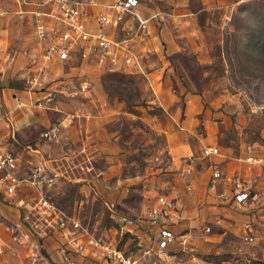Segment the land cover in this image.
Segmentation results:
<instances>
[{
	"label": "rangeland",
	"instance_id": "rangeland-1",
	"mask_svg": "<svg viewBox=\"0 0 264 264\" xmlns=\"http://www.w3.org/2000/svg\"><path fill=\"white\" fill-rule=\"evenodd\" d=\"M190 2L193 7L190 14L193 17H185L184 24L177 29L178 42L174 43L171 47L173 51L167 55L168 70L158 76L163 80L161 85L166 82V87H169L167 91L164 92L160 86L155 89L150 77L143 71L110 70L96 66L91 71L92 97L122 100L132 111L140 109L139 105L144 104L150 112L159 115L176 109L179 104L181 117L186 115V105L193 98L200 106L191 116V119H195L193 133L186 138L197 143L198 148H202L209 140L217 139L222 147L228 146L224 148L233 156L241 158L248 152H254L264 157V0H222L209 7L204 6L200 0ZM18 9L17 0H0V84L17 89H33L41 84L48 86L52 82V87L60 85L59 79L65 75L57 73V70L51 72L46 65L42 67L40 44L29 12H20ZM73 68L65 65L60 70L70 71ZM64 80L66 82L65 77ZM76 82L78 79L69 81L72 84ZM163 93L175 97V102L167 108L153 100ZM55 97L69 103L80 99L65 96L59 91H56ZM60 112L53 109L52 119ZM138 121V118L127 120L123 117L115 121L114 125L121 132L120 142L124 146H132L125 139L134 133ZM150 131V142L144 143V139L136 136L134 141H130L137 148L130 152L129 162L140 167L147 161L153 166H161V172L168 171V174L175 170V174L167 177L164 189L176 192L174 184L181 187V182L180 192L183 194L186 191L183 168L169 166L172 158L170 152L167 155L163 152L162 160H154V152L159 149L164 151L167 147L156 148L162 145L163 138L160 133L152 129ZM186 153H181L180 157ZM147 155L149 158L145 159ZM222 158L225 159L223 155ZM80 160L88 166L74 164V167L79 165L81 169L84 167L91 171L105 165L104 157L100 155H78L75 161ZM241 161L243 167L247 168V163L242 158ZM249 172L256 180L254 174L264 172V158L262 162L253 164ZM81 182L57 175L52 188L54 198L67 212L78 213L93 231L117 238L127 251L138 256L140 264H264L262 199L258 208L234 205V215L230 219L235 225L243 221L241 213L249 214V218L244 220L242 227L227 229L223 228L224 222L214 221L205 209H201L202 204L198 205L197 214L188 217L184 205L179 202L183 214L175 225L177 238L172 254L154 263L157 257L156 233L146 220L148 204L141 202V188L134 186L128 190L124 202L133 208H124L108 203L92 184L84 187L80 185ZM198 187L199 184H196L195 190L191 192L197 191ZM160 189L163 188L159 187L157 191ZM201 192L205 194L204 187ZM119 213L137 217L138 224L135 227L144 232L139 234L136 228L123 232L118 222ZM0 220L9 221V218L2 213ZM207 223L213 225L210 236L203 232ZM246 230L254 235L253 240L244 238ZM50 257L55 264H64L59 260V255L57 261ZM82 264L114 263L103 262L100 256H89L83 259Z\"/></svg>",
	"mask_w": 264,
	"mask_h": 264
},
{
	"label": "crops",
	"instance_id": "crops-1",
	"mask_svg": "<svg viewBox=\"0 0 264 264\" xmlns=\"http://www.w3.org/2000/svg\"><path fill=\"white\" fill-rule=\"evenodd\" d=\"M111 1L113 0H97V3L91 4L90 8L92 10L108 9ZM216 1L222 0H200L206 7L212 6ZM190 4V0H141L138 10L142 15L150 16L155 10H159V14L149 18L148 26L145 29L138 28L139 23L135 18L125 20L117 29V35H126L135 51L145 53L146 61L143 59V66L155 89H158L159 86L164 88V92L169 89L166 87V82L161 85L163 80L158 76L163 74L164 70H168L166 68L167 55L173 51L171 47L174 46V43L178 42L177 29L182 27L185 17H193L190 14L193 11ZM32 5L33 3L30 6ZM65 65L75 68L62 72L60 69ZM96 66L102 65L95 61H76V64H70L60 58H55L47 64V68L51 72L57 70V73L65 75L67 81L83 78L93 81L91 71L93 72L92 69H95ZM53 83H49L48 87H52ZM44 85L46 86V84ZM41 86L42 84L33 89H17L14 86L0 84V133L4 138V146L20 152L26 160L43 161L60 178L80 180L82 181L80 185L84 187L92 184L98 194L103 195L108 203L114 204L116 207L121 205L124 208H133L132 205L124 202V197L128 190L134 186L141 188V202H146L149 207L156 198L157 188L164 189L168 181L167 177L176 173L175 170L171 171V174H168V171L161 172V166H153L147 161H144V165L140 167L131 164L128 156L137 148L134 146V142H130L134 141V138L144 139V143H148L151 138L150 129L160 133L163 138L162 145L156 148L167 147L172 155L169 166L175 169L182 168L181 153L201 152L197 143L186 138L187 135L193 133L195 119H191V116L200 106V103L193 98L186 105L187 113L184 117H181L179 104L176 109L159 115L150 112L144 104L139 105L140 109L132 111L122 100H107L100 96L99 99L103 101L101 107L91 101L73 100L72 103H69L70 101L59 100L58 105L61 108L68 109L75 105L81 108L82 115L77 123L65 127L57 139L47 140L40 135V131L52 119L54 108L35 102V96L40 93ZM153 100L167 108L175 102V97L163 93L154 97ZM120 117L127 120L133 118L139 120L134 133L125 139V142L131 143L130 147L124 146L120 142V129L114 125ZM141 124H144L146 128ZM206 143H218L221 146L225 159L222 158V155L220 157L225 161L229 170L239 167L243 172L249 171L243 167L242 157L233 156L224 148L228 146L223 145L222 147L217 139L209 140ZM85 154L103 156L105 165L95 167L91 171L84 167L81 169L80 166L87 164L82 160L76 162L75 158ZM144 158L149 157L147 155ZM74 164L80 166L74 167ZM128 164L129 166H127ZM254 176L257 184L264 191V172L254 174ZM206 180V170L196 174V184H199V187L194 193L184 191L182 194L180 191L183 183L180 182L181 187L179 184L178 187L177 184H174L173 189L179 195V202L184 205L186 216L191 217L197 214L198 207L202 204L201 209H205L214 221L224 222L223 228L242 227L244 220L249 218V214L241 213L243 221L241 224L235 225L230 219L234 215V205L222 203L209 191L207 192ZM203 187L205 194L201 192ZM32 192H35V189H32ZM22 194V191H18L16 198ZM205 201L208 202L204 203ZM262 202H264V198ZM258 206L259 204L254 205L257 208ZM2 213L9 218V221L0 220V243L3 247V251L0 252V264H37V261H34L35 256L39 258L40 264H55L50 256L55 261L58 260V239L53 234L38 235L29 231L26 226L21 224L19 205L7 200L4 193L0 191V215ZM245 215L247 216L245 217ZM137 224L135 223L133 226L135 227ZM149 226L154 229L157 235L156 227L150 224ZM135 228L137 232L140 231L139 234L144 232L138 227ZM26 231L29 232V235L24 238L16 239L13 236L14 232ZM203 232L208 236L211 235H209L210 231Z\"/></svg>",
	"mask_w": 264,
	"mask_h": 264
},
{
	"label": "built area",
	"instance_id": "built-area-1",
	"mask_svg": "<svg viewBox=\"0 0 264 264\" xmlns=\"http://www.w3.org/2000/svg\"><path fill=\"white\" fill-rule=\"evenodd\" d=\"M20 12H29L34 32L40 44L43 65L60 58L70 64L76 61H95L103 67L115 70H139L147 72L143 66L144 52L135 51L128 37L117 35V29L129 19L138 20V28L145 29L148 20L159 14L155 10L150 16H144L138 10L141 0H113L108 9L92 10L91 4L97 0H17ZM33 3L32 6H30ZM60 85L48 87L42 85L35 102L61 112L51 119L40 131L47 140L58 138L61 131L78 122L81 117L80 107L63 109L58 105L56 91L68 97L91 101L98 107L103 105L99 97H92L93 82L79 79L72 84L60 78ZM88 97V98H83ZM169 150L159 149L154 152V160H162V153ZM222 148L218 143H206L201 152H188L180 157L184 178V189L193 191L196 174L207 171L206 188L213 196L225 204L241 207L257 205L264 198V191L257 184L250 172H243L236 167L229 170L223 163ZM263 156L248 152L242 156L250 171L252 165L263 161ZM56 174L43 162L26 160L20 152L4 146L0 133V191L6 199L21 208V224L38 235L53 234L59 241V260L64 264H82L89 256L102 257L103 262L116 264H140L136 254L127 251L117 238L93 231L76 212H67L54 198L53 185ZM35 189V192H32ZM18 191L22 195L16 198ZM179 195L172 190L160 189L156 198L145 213L146 220L156 227V254L153 260L172 254V244L176 241V223L182 216ZM137 217L128 213H119L118 222L121 230L135 228ZM213 225L207 223L204 231H211ZM29 232H14V238H24ZM246 240H253L254 235L246 230ZM3 247L0 243V252ZM38 257L34 261L40 264ZM36 264V263H35Z\"/></svg>",
	"mask_w": 264,
	"mask_h": 264
}]
</instances>
